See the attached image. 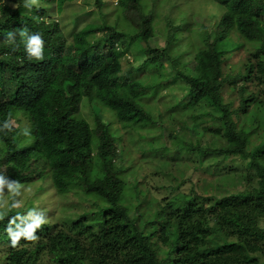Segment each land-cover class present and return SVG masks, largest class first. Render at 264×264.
I'll return each instance as SVG.
<instances>
[{"label":"trees","instance_id":"16d2710c","mask_svg":"<svg viewBox=\"0 0 264 264\" xmlns=\"http://www.w3.org/2000/svg\"><path fill=\"white\" fill-rule=\"evenodd\" d=\"M53 1L0 0V188L11 191L0 209V264H264V0H208L221 12L211 30L191 28L185 16L168 19L158 49L136 41L147 42L157 25L149 0H119L114 19L102 16L69 44L51 16ZM126 49L135 59L147 55L120 74ZM188 51H195L193 74L181 60ZM233 51L244 59L224 72ZM145 65L150 79L131 76ZM172 85L190 98L166 106L170 118L160 108L154 116L143 97L162 98ZM83 100L99 109L92 125ZM99 107L138 134L139 154L166 171L170 196L157 198L137 178L128 160L132 140L115 136ZM18 114L30 125L26 118L14 126ZM235 156L243 170L234 192L181 189L187 170L200 166L216 180L222 158ZM35 179L40 199L17 207L19 188ZM45 186L65 201L79 195L63 224L42 197L50 193ZM152 214L154 229L145 233L140 220Z\"/></svg>","mask_w":264,"mask_h":264},{"label":"rangeland","instance_id":"374dc122","mask_svg":"<svg viewBox=\"0 0 264 264\" xmlns=\"http://www.w3.org/2000/svg\"><path fill=\"white\" fill-rule=\"evenodd\" d=\"M157 2V0H149V3L151 6H153V12H154V19L153 23L155 22L157 25H155L154 34L150 36L147 39V42H144L143 40H138V44L141 46H144L145 44H148L151 48H164L165 46V37L163 36L162 32L159 31V27L167 26L168 19H172L176 21V24L179 23V20H181L180 17H187L188 21L187 24H191V28L199 30V27L203 28L202 24L205 25L207 29H205V32L207 33L209 31V28L211 30L212 25L217 24V16H220L221 12H219L218 8L208 0H167L165 3H160L157 6L154 5ZM77 4L80 6L77 10V5L75 7L67 6V9L65 11H62L60 13L57 12V19H59L60 28L62 29L63 35L66 38V43H70L72 41L73 36V27L74 24L77 23V21L83 22L84 16L88 17L89 19L85 20L88 23H90L94 19V15H87L85 12H96L95 15L97 16V20H93L96 22H100L99 15L97 11L99 10L94 4L93 0H77ZM113 10L112 6H108L106 10L102 8V12H107L111 15V12ZM59 17V18H58ZM112 18V16H110ZM73 24V25H72ZM83 24L79 23V26L76 24V28H80ZM214 25V26H215ZM186 26V24H185ZM124 27H126L124 24L122 27L116 28L117 31H121ZM197 34V37L201 39V41L204 39V33ZM101 36V33L96 35V37ZM196 37V38H197ZM197 38V39H198ZM136 43L134 42L133 45ZM204 46V45H203ZM126 54L124 57L121 58V72L120 74H126L125 71H130V68L139 66L141 61L145 58L147 53H137V56L140 55L138 59H135V54L131 49L125 50ZM195 52V51H194ZM193 51H188L187 54L183 55L181 57V60L187 64H185V72L188 74L194 73V63H193ZM231 58L227 59V63L224 67V72L232 71L233 73L238 69L240 62L244 59L242 57V52H236L233 51L231 53ZM137 58V57H136ZM174 58V62H175ZM193 64V65H192ZM170 66L169 64L167 65ZM235 66V68H234ZM231 69V70H230ZM131 76L135 78H141L144 81H147L150 79V73H149V65H145V68L143 67L140 71L139 70H132ZM172 90L169 93L168 90H163L162 94L164 97L162 98H156V99H147L146 97H143L142 104L145 105L146 109H149L154 116H156L157 109H162L164 112L165 117L170 118V111L166 110V106H170L172 103L181 104L185 99L190 98V94H188L187 89H179L176 85L171 86ZM169 93V94H168ZM100 108V107H99ZM105 108V107H102ZM100 108V112L102 117H104L105 120L111 122L110 127L115 136H123L125 137V141L129 137L132 141L128 140V149H129V159L130 163H133L131 166L134 171H136L137 178L139 180H145L147 188L153 193L157 198H164L170 196V191L166 189V186L169 185L170 181L168 179V176L166 175V171H157L155 170V166L152 162L149 161L147 156L146 159H142L143 157L139 154L138 151V140H140L138 134L136 132H133L130 136L127 134L122 128H120L119 124L115 121L113 115L110 113L109 110H102ZM81 112L83 113V117H85L90 124H93V115L91 113L92 110L94 112H98L99 109L96 108V106L92 107L88 104L87 100H83L80 105ZM27 118V123L30 125V120L28 116H25V114H18L13 120L14 126L25 124ZM242 118H240L241 120ZM26 128V126H25ZM141 133H143L141 131ZM193 133V132H191ZM254 137V135H253ZM252 137V138H253ZM257 135L255 134V137L253 139H256ZM119 145V144H118ZM119 156L116 158V164H124L125 162L118 161ZM133 160V162H132ZM136 161V162H134ZM189 162V161H188ZM197 162V161H196ZM194 162V164L196 163ZM186 163V162H185ZM190 163V162H189ZM193 164V162L191 161ZM243 162L241 159L237 156L235 157H226L222 158L221 162V169L224 167V172L222 173V176L220 174V177H218L216 180H214V184L216 186H211V177L207 174H204L201 170H203L200 166L198 169H189L187 172L181 177V179H185V183L182 185L181 189L183 191H190L191 187L193 185L195 188H199L203 190L205 187L206 189H212L217 190L220 195L226 192H234L237 188L241 187L240 182H236L234 184V180L236 178V174L238 171L243 170L241 167H236L235 164L239 165ZM232 166L236 167L237 169L232 168ZM123 167V165H122ZM166 167H163V169ZM183 168V166L181 167ZM165 170V169H164ZM198 170V171H197ZM168 171V170H167ZM180 172V171H179ZM208 178V179H206ZM41 180V179H40ZM35 179L34 181H31L22 187L19 188V194H18V201H16V206L20 207L22 203H25L28 200V197L31 196L34 199H40L41 197V191L38 193V188L41 185L42 181ZM212 180V181H213ZM126 184L131 185V180L127 176L125 177ZM197 184V187H196ZM212 184V183H211ZM48 185V184H47ZM46 189H49L50 193L46 195V191L44 192L43 199L46 200V204L48 206V209L50 211H60V218L59 221L61 224H63L65 219L67 218L68 214L72 212L75 205L80 202L79 195L76 193L70 194V196L67 198V201L63 199V195H56L55 192L52 190L51 187L45 186ZM129 187V186H127ZM229 188L225 191L226 188ZM197 190V189H196ZM202 192V191H201ZM216 192V191H215ZM11 194V191L7 188H0V209L6 207L9 201V195ZM147 196V194H146ZM146 196L140 197V202H143L146 200ZM69 199L71 201H69ZM91 203V199H87L85 201L86 207L88 204ZM24 207V206H23ZM84 207L83 210H86L87 208ZM54 209V210H53ZM73 213V212H72ZM142 214V213H140ZM153 214L150 215V217H142L139 223V227L143 232L150 233L154 229V223L155 220L152 218ZM47 252H45V259L47 256ZM52 256V254L49 255V259ZM55 256V255H54ZM51 263V261L49 262ZM48 264V263H47ZM53 264V263H52Z\"/></svg>","mask_w":264,"mask_h":264},{"label":"clouds","instance_id":"9594fccd","mask_svg":"<svg viewBox=\"0 0 264 264\" xmlns=\"http://www.w3.org/2000/svg\"><path fill=\"white\" fill-rule=\"evenodd\" d=\"M23 2H25V0H22ZM28 1L29 0H26V2L28 3ZM33 3H35V1L33 2ZM93 4L99 9L98 11H97V13H98V15H99V20H100V22H101V18H103V17H106V19L108 20V21H111L112 19H114V17H115V15L117 14V9H119V0H105L104 1V3H103V5H101L100 7H99V5L96 3V0H93ZM77 5V8L75 9V10H77L78 9V7L80 6L79 4H77V0H54L53 1V4L51 5V8H53V13H51V16L54 18V20L55 21H57L58 23L60 22L59 21V19H57L56 17L58 16L57 15V12L58 13H60V12H62V11H65V9H67V6H70V7H75ZM108 6H112L113 7V10H112V12H111V15L110 14H108L107 12L105 13V12H102V8L104 9V10H106V8L108 7ZM84 13H86L87 15H91V14H93L95 17H94V19H91L92 21L90 22V23H100V22H96V21H93V20H97V16L95 15V13L96 12H94V10H93V12L91 13V12H85L84 11ZM103 16V17H102ZM110 16H112V18L110 17ZM59 18V17H58ZM88 20L89 18L88 17H85L84 16V21L83 22H80V21H77V23H75L74 24V27H73V30H72V32H73V34H75V32H77V31H80L81 29H83V28H85L88 24H90V23H88L87 21H85V20ZM79 23H81V24H83L82 26H80V28H76V24L79 26ZM59 25H60V23H59ZM73 25V24H72ZM117 31V30H116ZM101 33V35H104V33L105 32H98L96 35H98V34H100ZM100 37V36H99ZM94 41V40H93ZM39 42V37L38 36H33V37H30V43H38ZM72 42V41H71ZM70 42V43H71ZM116 43H115V47L117 48V49H120L121 48V43L119 42V41H115ZM67 44H69V43H67ZM31 50V49H30ZM126 54V53H125ZM125 54L123 55V57L125 56Z\"/></svg>","mask_w":264,"mask_h":264}]
</instances>
